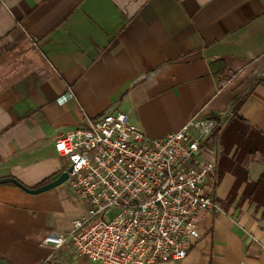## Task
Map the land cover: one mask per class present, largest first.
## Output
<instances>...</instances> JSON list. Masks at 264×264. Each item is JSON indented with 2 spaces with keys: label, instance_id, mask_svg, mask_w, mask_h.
<instances>
[{
  "label": "crops",
  "instance_id": "crops-1",
  "mask_svg": "<svg viewBox=\"0 0 264 264\" xmlns=\"http://www.w3.org/2000/svg\"><path fill=\"white\" fill-rule=\"evenodd\" d=\"M263 75L264 0H0V179L50 182L70 163L56 139L107 112L164 137L197 114L228 119L250 90L238 116L264 135ZM236 149L207 146L219 206L200 212L187 257L162 264H264V160ZM87 208L68 181L0 183V264H98L44 241Z\"/></svg>",
  "mask_w": 264,
  "mask_h": 264
},
{
  "label": "built area",
  "instance_id": "built-area-1",
  "mask_svg": "<svg viewBox=\"0 0 264 264\" xmlns=\"http://www.w3.org/2000/svg\"><path fill=\"white\" fill-rule=\"evenodd\" d=\"M73 98L67 90L59 105ZM217 121L197 114L179 130L149 137L125 111L87 118L62 134L56 151L70 160L68 182L87 202L68 232H51L45 243H70L79 257L98 264H162L183 260L200 239L199 214L218 208L205 192L217 166L204 141ZM117 213L111 220L105 215ZM42 264H62L51 257Z\"/></svg>",
  "mask_w": 264,
  "mask_h": 264
},
{
  "label": "trees",
  "instance_id": "trees-1",
  "mask_svg": "<svg viewBox=\"0 0 264 264\" xmlns=\"http://www.w3.org/2000/svg\"><path fill=\"white\" fill-rule=\"evenodd\" d=\"M263 79L264 75L259 77L254 85L258 84ZM249 93L250 90L244 95L235 98L232 104V115L228 119L222 120L218 115H210L216 119L217 123L204 141V144L211 147L215 143H220L225 149V153H228L234 145H237L236 152L238 151V154L255 155L259 153L264 160V135L251 128L248 123H245V121L238 116V111ZM49 179L44 181V183ZM262 184H264V174L257 182L252 183L255 187L262 186Z\"/></svg>",
  "mask_w": 264,
  "mask_h": 264
},
{
  "label": "water",
  "instance_id": "water-1",
  "mask_svg": "<svg viewBox=\"0 0 264 264\" xmlns=\"http://www.w3.org/2000/svg\"><path fill=\"white\" fill-rule=\"evenodd\" d=\"M71 171H72V166L69 165L65 171L58 172L57 174L53 175L50 182H48V183H46V184H44L38 188H28L13 177L2 178V179H0V183L13 182V183L17 184L18 186L24 188L25 190H27L30 193L38 194L40 192H44L46 190H49L53 187H56V186H58L64 182L68 181Z\"/></svg>",
  "mask_w": 264,
  "mask_h": 264
},
{
  "label": "rangeland",
  "instance_id": "rangeland-1",
  "mask_svg": "<svg viewBox=\"0 0 264 264\" xmlns=\"http://www.w3.org/2000/svg\"><path fill=\"white\" fill-rule=\"evenodd\" d=\"M69 165H70V163H69ZM116 213H117V209H112L109 214L104 216V218L106 220H111L115 216Z\"/></svg>",
  "mask_w": 264,
  "mask_h": 264
}]
</instances>
